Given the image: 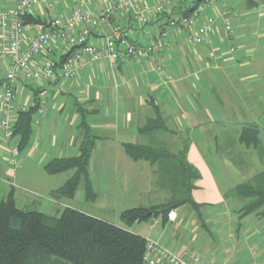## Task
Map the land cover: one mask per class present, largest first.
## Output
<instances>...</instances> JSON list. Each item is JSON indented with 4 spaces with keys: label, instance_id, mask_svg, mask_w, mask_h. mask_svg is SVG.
Masks as SVG:
<instances>
[{
    "label": "crops",
    "instance_id": "obj_1",
    "mask_svg": "<svg viewBox=\"0 0 264 264\" xmlns=\"http://www.w3.org/2000/svg\"><path fill=\"white\" fill-rule=\"evenodd\" d=\"M19 1L0 0V14L15 10ZM105 3L106 0H94L88 7L98 13ZM75 7L74 0H61L56 4V13L67 20ZM204 13L216 18L206 42L192 46L187 42L186 33L174 32L170 36L171 47L166 53L164 73H158L150 64L138 66L125 60L114 66L104 58L94 63L85 60L77 77L70 81L58 76L39 86L17 83L18 105L30 107L38 96L46 106V115L34 126L30 145L25 149L29 150L28 158L34 155L38 171L34 179L44 186L36 191L42 200L34 199L35 210L47 213L72 208L147 240L157 241L178 254L200 246L210 264H243L235 256H221L213 249L214 242L206 239L218 232L225 238L241 232L243 226L234 222L232 214L241 221L238 210L243 205L237 210L232 206L239 205L242 198L229 199L226 194L240 184L250 183L264 171L257 173L256 170L246 175L240 169L242 162L231 154L227 135L228 125L232 126L233 122L237 131L234 140L237 147H243L240 143L242 129L257 127L248 112L258 109L248 97L255 92L251 81L259 79L256 75L231 76V69L243 68L258 48L254 39L264 37V0H222L205 9ZM32 16L40 22L27 25L28 41L47 23L44 7L35 10ZM123 21L116 18L113 23ZM227 21L233 28L230 33L224 30ZM153 26L138 29L133 25L129 34L133 39L147 43L150 35H157ZM155 26L159 27L158 24ZM7 33L8 26L0 23V41ZM91 42L98 43L96 38ZM62 55V49L58 48L51 57L60 59ZM6 68V63L0 60V94ZM167 75L173 79L167 81ZM31 86L40 93H36V89L33 91ZM1 109L0 102V119ZM240 112H246L250 121H246ZM158 117L164 127L143 134L141 130L148 122ZM83 122L89 126V137L84 135ZM259 132V147L262 148L264 136ZM11 137L7 139L0 128V182L6 187L5 197L11 188L14 189L18 205L24 195L16 191L20 189L18 183L13 184L18 179L16 169L26 162L21 157L25 150L18 154L13 167L9 161L18 140ZM86 140L93 144L89 175L94 199L86 198L83 185L72 199L54 198L53 193L70 180L74 171L50 175L45 167L56 159L78 157L80 146ZM127 144L159 146L173 153L182 152L186 147L185 159L196 172L192 191L194 205L175 208L177 217L174 220H164L159 213L131 226L118 225L124 211L152 208L173 201V194L156 173V166L148 161L133 160L126 153ZM158 196H162L163 203H158Z\"/></svg>",
    "mask_w": 264,
    "mask_h": 264
},
{
    "label": "trees",
    "instance_id": "obj_2",
    "mask_svg": "<svg viewBox=\"0 0 264 264\" xmlns=\"http://www.w3.org/2000/svg\"><path fill=\"white\" fill-rule=\"evenodd\" d=\"M202 1L197 0L193 5L180 8V12L175 10L172 14L187 15L199 7ZM168 17L166 14L161 16L152 26ZM33 22L38 23L40 20L32 15L25 17L26 25ZM130 39L142 44L131 36ZM31 87L33 91L36 89ZM36 91L40 93L39 89ZM40 103L37 96L26 112L16 114L11 138L18 140L19 153L30 145L34 121L39 115L34 117L38 114ZM82 127L84 135L89 137V126L83 122ZM163 127L164 124L158 117L150 120L141 132L145 134ZM259 135L256 126H245L240 134V143L258 151L264 161V147H259ZM92 150L93 144L86 140L80 146L78 157L56 159L45 167L50 175L74 171L70 180L53 193L54 198L72 199L80 185H83L86 198L94 199L89 175ZM125 150L133 160L148 161L156 166V173L173 194V201L169 204L124 211L121 219L127 226L150 220L159 213L166 220L171 210L186 204L194 205L192 191L196 172L185 159L186 147L182 152L173 153L159 146L153 148L127 144ZM226 197L248 201L238 210L241 220L252 215L264 217V209L261 210L264 207V171L250 183L240 184L230 190ZM146 254L147 239L144 237L78 210L65 208L58 217H50L39 211L22 210L17 206L13 188L4 199H0V264H145Z\"/></svg>",
    "mask_w": 264,
    "mask_h": 264
},
{
    "label": "built area",
    "instance_id": "obj_3",
    "mask_svg": "<svg viewBox=\"0 0 264 264\" xmlns=\"http://www.w3.org/2000/svg\"><path fill=\"white\" fill-rule=\"evenodd\" d=\"M60 1L20 0L15 10L0 14V23L8 26V33L0 41V60L7 67L0 94V128L7 139L11 136L16 114L26 112L29 108L27 105H18V82L39 86L58 76L70 81L77 77L85 60L94 63L104 58H108L114 66L125 60L138 66L150 64L158 73H164L166 53L171 47L170 36L174 32H184L190 45L204 44L216 24V18L206 16L204 10L222 0H203L199 7L187 15L172 13L193 5L197 0H106L98 13L88 7V3L94 0H74L76 7L67 20L61 19L56 13V4ZM40 7L46 10V26L28 41L25 17L33 15ZM165 14L169 17L158 23L160 32L156 36L150 35L147 43L141 44L130 39L133 25L139 29L152 26ZM116 18L124 20L123 23H113ZM224 30L228 33L232 31L229 21L224 23ZM92 38H96L98 43H92ZM58 48L63 52L61 61L51 57ZM172 79V76H166L167 81ZM37 113L39 117L34 121L35 126L46 115L43 100ZM18 154V149L12 152L10 164L16 166ZM176 217L174 209L168 213L169 219L174 220ZM145 264L210 262L202 254L190 250L178 254L157 241L147 240Z\"/></svg>",
    "mask_w": 264,
    "mask_h": 264
},
{
    "label": "rangeland",
    "instance_id": "obj_4",
    "mask_svg": "<svg viewBox=\"0 0 264 264\" xmlns=\"http://www.w3.org/2000/svg\"><path fill=\"white\" fill-rule=\"evenodd\" d=\"M138 29L139 27L136 26ZM146 29H149V27H144ZM156 34L160 32V29L158 26L151 27ZM252 39L249 37V40ZM258 43V48H255L254 53L251 55L250 58L247 59V64L243 68L242 67H236L231 69V76L236 75L237 78L241 75H256L258 77V81L254 80L251 81V85L254 88V93L252 95H249L248 100L249 102H252L254 105H256L257 112H248L251 115V119L255 122L259 130L261 131L262 135L264 136V37L255 38L254 41ZM227 47H230L229 43H225ZM230 72V71H229ZM236 113V112H235ZM242 113V117L246 119V121H250L248 119L249 116L246 114V112H240ZM234 117V116H233ZM240 117V116H238ZM233 119V118H232ZM232 126L228 125L229 134V140H230V148H232L231 154L235 157L237 156L238 160L242 162V167L240 168L246 175L250 174L251 172L257 173L264 170V164L260 160V155L258 154V151L252 149V148H246L245 146L237 147V144L234 140V137L236 136V128L235 125ZM226 146V145H225ZM239 148V149H238ZM237 149V151L235 150ZM29 150H25L21 157L26 160L24 165L22 167H19L16 169L18 179L14 180L15 185L18 183L19 190L16 189L17 192H21L23 194V200L22 202H19L17 205L22 210H28V211H37L34 208V199L42 200L39 198V194L36 191H39V188H44L41 181L35 180L34 175L38 173L37 168H35L34 165V155L29 157L27 156V153ZM260 156V157H259ZM233 157V156H232ZM234 157V158H235ZM250 161V163H249ZM236 162V161H234ZM93 173L92 171L90 172ZM65 179V178H64ZM62 180V177H61ZM249 182V181H248ZM3 184L0 182V188L2 187V192H0V199H4L5 195L7 193V190L2 186ZM23 187V188H21ZM39 187V188H38ZM26 197L29 199L26 201ZM26 199V200H25ZM243 200V199H242ZM240 200V204L233 205L232 207L234 209H239L242 205H244L246 202L245 200ZM158 203H163L162 196H158L157 198ZM244 202V203H243ZM39 209H42L39 207ZM264 207L261 208L263 211ZM62 211H54V212H47L45 211L42 213L46 214L50 217H58L61 215ZM232 217L234 218V222L238 221L237 223L242 224L243 228L241 229V232L237 235L235 233L234 235H231L229 238H225L226 236H220L219 232L211 237H208L206 240L214 242V247L216 251H219L220 255L223 256H235L237 260H241L243 264H264V217L252 215L249 216L241 221L237 220V215L232 214ZM213 222V221H211ZM118 225L124 223L123 220H118ZM209 223V221L207 222ZM213 224V223H212ZM210 223V225H212ZM209 225V226H210ZM227 231V230H224ZM190 251L202 254L203 253V247L196 246L192 248ZM204 255V254H202ZM205 257V256H204ZM207 258V257H206Z\"/></svg>",
    "mask_w": 264,
    "mask_h": 264
}]
</instances>
